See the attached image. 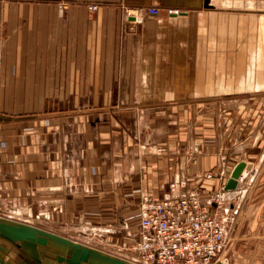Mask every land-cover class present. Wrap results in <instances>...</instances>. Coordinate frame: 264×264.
I'll return each instance as SVG.
<instances>
[{
	"label": "crops",
	"instance_id": "1",
	"mask_svg": "<svg viewBox=\"0 0 264 264\" xmlns=\"http://www.w3.org/2000/svg\"><path fill=\"white\" fill-rule=\"evenodd\" d=\"M0 54V218L138 263L141 198L187 180L223 193L220 261L264 264V0H0Z\"/></svg>",
	"mask_w": 264,
	"mask_h": 264
},
{
	"label": "built area",
	"instance_id": "2",
	"mask_svg": "<svg viewBox=\"0 0 264 264\" xmlns=\"http://www.w3.org/2000/svg\"><path fill=\"white\" fill-rule=\"evenodd\" d=\"M98 6H90L97 10ZM157 8L128 11L141 24L145 16L158 15ZM180 13L169 10V14ZM1 60V54H0ZM212 178V174H207ZM243 181V176L239 182ZM187 180L172 182L173 196L156 199L145 195L141 198L139 212L140 252L138 264H216L229 246L232 221L218 216L214 210L222 204L223 193L216 192L207 201L199 194L187 193L176 196L179 187H187Z\"/></svg>",
	"mask_w": 264,
	"mask_h": 264
},
{
	"label": "water",
	"instance_id": "3",
	"mask_svg": "<svg viewBox=\"0 0 264 264\" xmlns=\"http://www.w3.org/2000/svg\"><path fill=\"white\" fill-rule=\"evenodd\" d=\"M208 3L209 0H206ZM245 168L244 162L236 166L226 190L238 188L239 178ZM0 241L13 245L32 264H43L44 258L54 260L57 264H137L40 228L4 218H0ZM0 264L10 263L0 258ZM216 264L224 263L218 261Z\"/></svg>",
	"mask_w": 264,
	"mask_h": 264
},
{
	"label": "rangeland",
	"instance_id": "4",
	"mask_svg": "<svg viewBox=\"0 0 264 264\" xmlns=\"http://www.w3.org/2000/svg\"><path fill=\"white\" fill-rule=\"evenodd\" d=\"M180 11V10H179ZM239 60H242V58H238ZM251 59L252 58H250V61H251ZM263 59L264 58H261V61H263ZM191 77V78H190ZM189 78L190 79H192V76H190ZM237 92H239V94H234V95H230V96H224V95H221V96H219V98L221 99V98H224V99H226V98H229V99H232V98H242V97H252V96H254L255 94H257V93H241V90L240 89H238V91ZM261 93H263V92H261ZM224 103L225 102H227V101H223ZM222 102V100H219V102L217 103V108H218V110H219V114H220V116H221V118H222V121L223 122H225V120H226V116H225V114L226 113H228V111L227 110H225L226 108H231V106L230 105H228V106H225L224 104H222L223 103ZM240 102V101H239ZM237 106H240V104H235L234 105V107H232V109L233 108H235V107H237ZM190 106H188V108H189ZM210 105H202V111H203V113L204 112H206V111H209V109H210ZM174 108H176V106H170V109H169V111L167 112V115L168 116H170V118H171V120L172 121H176V117L178 116V113L176 112V111H174ZM191 108H193V106H191ZM214 108H216V106L215 107H212V109H214ZM190 113H191V110L190 109H188L187 110V114H188V116L190 115ZM229 220H231V219H229ZM235 221V220H234ZM235 223V222H234ZM233 225V224H232ZM235 226H236V224H235ZM233 234V230H232V232H231V235ZM232 237V236H231ZM231 237H230V243H231ZM230 243H229V245H230ZM229 248V246L226 248V250ZM17 249V248H16ZM16 249H12L11 250V253L13 252V253H15V254H17L18 256H20L22 259H24L25 258V255H23L18 249L16 250ZM226 250L223 252V254L226 252ZM6 253L7 252H5L4 254L6 255ZM222 254V255H223ZM116 257H119V258H122V257H120V256H116ZM122 259H124V258H122ZM128 261V260H127ZM131 262V261H130ZM138 262H140V252H139V258H138ZM134 263V262H133ZM138 264V263H137ZM230 264H241V262L240 261H238V259L237 258H235V259H233V258H230Z\"/></svg>",
	"mask_w": 264,
	"mask_h": 264
},
{
	"label": "bare ground",
	"instance_id": "5",
	"mask_svg": "<svg viewBox=\"0 0 264 264\" xmlns=\"http://www.w3.org/2000/svg\"><path fill=\"white\" fill-rule=\"evenodd\" d=\"M224 5V4H223ZM178 15H180V13H178V14H175V13H173L172 14V16H178ZM144 24V23H143ZM161 76H162V74H161ZM171 86V85H170ZM170 90H171V87H170ZM173 93V92H172ZM171 97V96H170ZM235 192H236V190H235ZM224 197V196H223ZM226 198V197H225ZM23 213V212H22ZM30 222V221H29Z\"/></svg>",
	"mask_w": 264,
	"mask_h": 264
}]
</instances>
